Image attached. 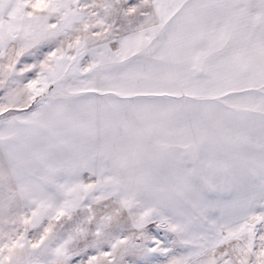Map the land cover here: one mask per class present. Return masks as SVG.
I'll return each mask as SVG.
<instances>
[{
    "label": "snow or ice",
    "instance_id": "6c2138e0",
    "mask_svg": "<svg viewBox=\"0 0 264 264\" xmlns=\"http://www.w3.org/2000/svg\"><path fill=\"white\" fill-rule=\"evenodd\" d=\"M0 264H264V0H0Z\"/></svg>",
    "mask_w": 264,
    "mask_h": 264
}]
</instances>
